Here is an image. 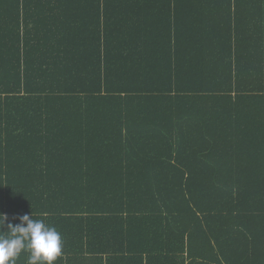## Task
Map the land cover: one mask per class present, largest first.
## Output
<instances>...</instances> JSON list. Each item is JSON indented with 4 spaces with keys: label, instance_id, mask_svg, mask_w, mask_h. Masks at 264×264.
I'll use <instances>...</instances> for the list:
<instances>
[{
    "label": "trees",
    "instance_id": "16d2710c",
    "mask_svg": "<svg viewBox=\"0 0 264 264\" xmlns=\"http://www.w3.org/2000/svg\"><path fill=\"white\" fill-rule=\"evenodd\" d=\"M0 212L55 264H264V0H0Z\"/></svg>",
    "mask_w": 264,
    "mask_h": 264
},
{
    "label": "clouds",
    "instance_id": "9594fccd",
    "mask_svg": "<svg viewBox=\"0 0 264 264\" xmlns=\"http://www.w3.org/2000/svg\"><path fill=\"white\" fill-rule=\"evenodd\" d=\"M62 243L61 234L43 219L28 214L10 218L0 212V264H16L22 251L29 254L27 264H55Z\"/></svg>",
    "mask_w": 264,
    "mask_h": 264
}]
</instances>
